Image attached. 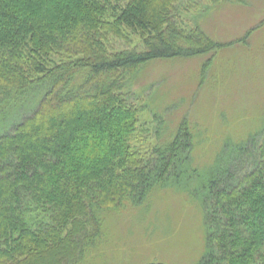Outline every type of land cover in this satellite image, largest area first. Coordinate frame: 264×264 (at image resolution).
<instances>
[{
  "label": "trees",
  "instance_id": "obj_1",
  "mask_svg": "<svg viewBox=\"0 0 264 264\" xmlns=\"http://www.w3.org/2000/svg\"><path fill=\"white\" fill-rule=\"evenodd\" d=\"M179 2L0 0V121L36 103L0 124V264H77L107 213L197 174V136L185 120L159 122L145 146L144 106L131 89L151 61L226 45L205 33L206 13L193 26L182 17L195 0L183 11ZM97 120L103 130L82 137ZM206 171L195 197L206 251L196 264H264V125L227 142Z\"/></svg>",
  "mask_w": 264,
  "mask_h": 264
},
{
  "label": "rangeland",
  "instance_id": "obj_2",
  "mask_svg": "<svg viewBox=\"0 0 264 264\" xmlns=\"http://www.w3.org/2000/svg\"><path fill=\"white\" fill-rule=\"evenodd\" d=\"M195 2L185 12V0H180L182 17L188 23L206 13L200 25L213 41L226 45L193 58L151 61L131 89L136 105L144 106L139 120L148 123L149 131L138 136L149 137L145 146L154 143L159 122L172 128L183 119L197 136L191 164L198 172L186 187L166 184L142 204L107 213L96 244L77 264L198 263L206 251V226L195 197L206 169L227 142H238L264 125V0ZM32 102L1 114L0 124L8 127L29 116L36 106ZM92 130L101 132V121L87 124L82 137Z\"/></svg>",
  "mask_w": 264,
  "mask_h": 264
}]
</instances>
